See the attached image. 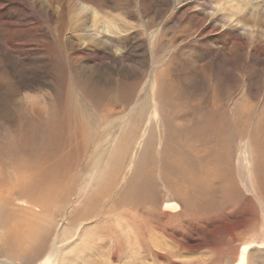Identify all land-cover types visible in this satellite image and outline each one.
Masks as SVG:
<instances>
[{"label":"rangeland","instance_id":"obj_1","mask_svg":"<svg viewBox=\"0 0 264 264\" xmlns=\"http://www.w3.org/2000/svg\"><path fill=\"white\" fill-rule=\"evenodd\" d=\"M263 203L264 0H0V264H232Z\"/></svg>","mask_w":264,"mask_h":264},{"label":"bare ground","instance_id":"obj_2","mask_svg":"<svg viewBox=\"0 0 264 264\" xmlns=\"http://www.w3.org/2000/svg\"><path fill=\"white\" fill-rule=\"evenodd\" d=\"M246 149L248 152L249 151L248 144L246 145ZM94 173H95V171H93L90 174L91 175L90 179L93 178V176L95 175ZM242 178H243V183H244L246 190L248 192L252 193L260 202H262L260 200L259 194L253 189V187L250 186L251 183L249 182V179L247 177L246 170L242 171ZM80 195H81V192H79L77 194L76 198H78ZM74 205H75V203H73V204L70 203L67 206V214L72 211V209L75 207ZM163 209L165 211H168V212L169 211L170 212H177L180 210V206L176 202H167L163 205ZM59 219L60 220L56 223L57 229L53 233L54 237H53V240L51 241V243L48 247L46 256H44L42 259L37 260L34 264H61V263H63V261L65 262V256H63L62 248L65 244L72 243L73 240L76 239L77 233L76 232L72 233V231L69 229L70 224L68 223L67 218L60 216ZM62 222H65L64 225H60V223H62ZM64 235L70 236V237L67 239H63L61 236H64ZM261 248L262 249L264 248V239L256 240V241H250V242H246V243L242 244L238 250L237 257H236L235 261L232 262V264H252L255 253ZM14 263L15 262L11 258H4L1 262V264H14Z\"/></svg>","mask_w":264,"mask_h":264}]
</instances>
